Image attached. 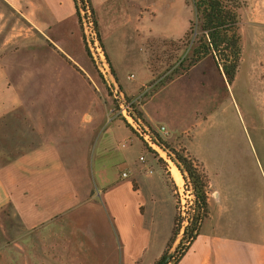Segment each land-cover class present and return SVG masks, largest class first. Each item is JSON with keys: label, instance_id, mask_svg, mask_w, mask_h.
Returning <instances> with one entry per match:
<instances>
[{"label": "crops", "instance_id": "crops-1", "mask_svg": "<svg viewBox=\"0 0 264 264\" xmlns=\"http://www.w3.org/2000/svg\"><path fill=\"white\" fill-rule=\"evenodd\" d=\"M142 1L86 2L128 97L153 76L145 63L138 82H128L135 74L120 72L105 39L123 26L140 29L136 21L162 19L167 0L145 1L135 11ZM167 3L182 24L164 37L181 38L189 23L184 0ZM77 5L0 0V264H157L177 247L172 186L135 130L103 106ZM195 74L200 81L224 78L207 56L140 108L167 143L183 141L205 173L207 215L176 264H264V234L246 223V195L227 174L235 145L206 142V116L195 115L190 89L183 94L175 86Z\"/></svg>", "mask_w": 264, "mask_h": 264}, {"label": "rangeland", "instance_id": "rangeland-1", "mask_svg": "<svg viewBox=\"0 0 264 264\" xmlns=\"http://www.w3.org/2000/svg\"><path fill=\"white\" fill-rule=\"evenodd\" d=\"M145 1L147 2L148 0H143L140 5H135L133 7L134 10H139ZM149 1L152 2L153 0ZM244 1L245 5L240 10L242 56L235 80L230 84L224 75V78H222L221 75L216 74L215 78L211 77L209 80H202V82L196 79V73L192 80L180 81L175 86L183 94H189L190 89V94L195 98L193 100L195 115L199 117L206 116V119H203L200 124V126L207 129L206 142L213 141L218 143L223 141L235 145L232 150L234 160H230L227 174L232 178L237 176V180L240 183V192L246 195L248 201L247 213H250V216H245L246 223H255L257 229L262 230V234H264V5L262 0ZM167 2L163 6L164 9L161 8L162 19L156 21L147 18L141 22L136 21V24H140L141 28L135 29L134 32L131 31L129 26H123L115 34H109L108 31V35H106L105 43L109 52L111 53L112 51L113 57L116 56V62L119 63V66H122L120 72L125 77L130 72L135 74V78L128 82L137 83L142 72L146 71V65L153 76L150 82L130 97L126 95V91L118 81L126 100L130 98L129 101L127 100L128 103L136 106L139 111H141L142 104L149 96L165 84V81L161 80L171 75L178 67V62H173L171 65L174 66L170 67L162 61V58H154L153 63L156 68L158 67L156 74H159V76L155 77L143 52L147 41L151 39H174L164 36L174 35L181 31L182 23L180 22L179 14L175 15L177 7ZM77 3H81L85 10L87 25L85 26L81 18V27L89 47V52L86 50L87 60L96 78L97 87L95 86V90L101 95L103 106L107 112L122 120L125 125L129 123L130 127L135 130L130 124L129 118H127L129 116L128 110H125L127 103L117 91L109 74L108 69H112L111 62L106 55L102 39L98 34L97 23H94L90 9L84 5L83 0H77ZM184 7L190 20L194 15L191 12V8L186 5V0L182 4V10H184ZM143 10L144 13L148 14L150 12L154 16L153 10H149V12L146 9ZM183 13L182 11L181 16ZM189 26L190 22L186 27L185 33ZM164 49L165 47L155 48L159 53ZM186 53L184 50H179L177 55L180 58ZM126 59L130 61L128 64H126ZM214 65L216 66L215 62ZM131 76L133 77L134 75ZM132 113L134 116V112ZM137 115L142 122L140 123L135 119L140 124L139 131L135 130L137 136L144 147L155 151H150V153L161 164L170 180L177 210L175 226L180 230L179 235L183 231L184 226L186 225L185 227H187L188 222L192 220L195 204L193 188L189 186L186 174L182 172L183 182L178 184L175 181L171 172L172 164L176 165L173 155L170 154L169 156V153L158 145L150 146L149 148V144L143 137L144 131H149V124L145 121L143 115L140 116L138 113ZM160 130L163 131L161 127ZM168 144L182 155H188L187 157L190 158V161L198 165L197 161L185 151L183 141ZM197 171L205 176L200 167H197ZM177 237L176 241L180 239V235L179 238Z\"/></svg>", "mask_w": 264, "mask_h": 264}, {"label": "trees", "instance_id": "trees-1", "mask_svg": "<svg viewBox=\"0 0 264 264\" xmlns=\"http://www.w3.org/2000/svg\"><path fill=\"white\" fill-rule=\"evenodd\" d=\"M75 2H77V0H75ZM83 2L86 6L87 0H83ZM186 5L191 8V12H193L194 16L189 20V29L182 38L151 39L147 41V44L144 46L143 52L146 56L147 63L151 67L150 70H153L152 72L155 74V77L159 76V74H156L158 67L156 68L153 63L154 58H162V61L170 67L174 66L171 65L173 62H178L176 70L173 71L171 75L161 80L166 83L172 80L173 77L188 71L203 58L210 56L219 71L225 76L227 82L231 84L236 78L241 62L242 33L240 28V10L245 5V1L186 0ZM89 9L91 17L96 24L97 21L94 19L93 11L90 7ZM77 13L79 15V22L82 25L78 5ZM84 40L86 50L89 52L85 35ZM156 47L157 49L165 47V49L159 53L158 50H155ZM179 50H184V52L186 51L187 53L179 58L177 55ZM127 100L129 101L130 98H127ZM129 108L132 110L131 112H137L142 116V112L139 111L136 106L131 104ZM126 124L130 127L129 123ZM148 132L158 146L166 150L169 156L170 154L173 155L177 167L183 174H186L189 186L193 188V194L195 196L194 213L184 234L185 237L189 236L192 241L198 232L200 222L207 215V185L205 176L201 175L197 171V167H195L190 160L168 144L150 125ZM147 150L149 152H155L153 149ZM178 233L179 229L175 226L171 242L174 241ZM177 254L178 252L174 253L168 263L171 262V264H176L183 253L179 256H177Z\"/></svg>", "mask_w": 264, "mask_h": 264}, {"label": "built area", "instance_id": "built-area-1", "mask_svg": "<svg viewBox=\"0 0 264 264\" xmlns=\"http://www.w3.org/2000/svg\"><path fill=\"white\" fill-rule=\"evenodd\" d=\"M131 105V103H127V106H126V109L125 110H128V112H129V116L127 117V118H129V122H130V124L132 125V127L135 129V130H137V131H139L138 130V128H140V124H139V122H137L135 119V117L133 116V113L131 112V109L129 108V106ZM125 110H124V112H125ZM131 120V121H130ZM161 129L163 130V131H165V127L164 126H162L161 127ZM143 137L145 138V140H146V142L149 144V148H150V146H153L154 147V145H157L154 141H153V139H152V136L150 135V133L148 132V130H145L144 131V133H143ZM188 155H185V157L188 159V160H190V158L189 157H187ZM139 160L142 162V163H146V160H145V156L144 155H142V156H140L139 157ZM192 162V161H191ZM192 164H193V162H192ZM195 167H199L197 164H193ZM149 169H151V168H149ZM150 171H152V170H150ZM128 175V173L127 172H123V176L124 177H126ZM191 205V204H190ZM188 223H190V221L188 222ZM189 225V224H188ZM187 225V226H188ZM186 226V225H185ZM184 226V228H183V231H181L180 233H181V238L177 241V247H176V250H175V252L174 253H176V252H178V254H177V256H179L181 253H184L185 252V250L187 249V247H188V245L190 244V242H191V238H189V236H186L185 237V230H186V228L187 227H185ZM180 231V230H179ZM167 264H171V262L170 263H167Z\"/></svg>", "mask_w": 264, "mask_h": 264}, {"label": "water", "instance_id": "water-1", "mask_svg": "<svg viewBox=\"0 0 264 264\" xmlns=\"http://www.w3.org/2000/svg\"><path fill=\"white\" fill-rule=\"evenodd\" d=\"M78 6H79L80 16H81V18H82V20H83V22H84V24H85V26H86V25H87V21H86V15H85L84 7L82 6L81 3H78ZM108 71H109L110 76L112 77L113 84L115 85L117 91L123 96V98H124V100L126 101V103H128V101L126 100V98H125V96H124V92H123V90H122V88H121V86H120L118 80L116 79L115 74L113 73L112 69L109 68ZM134 116L136 117V119H137L140 123H142L140 117L137 115L136 112H134ZM147 128H148V127H147ZM177 161H178V160H177ZM178 169H179V168H178ZM179 170H180V169H179ZM179 235H180V238H181V234H179ZM179 235H178L177 238H179ZM175 250H176V247H171V248L167 251V253H166V254H165V255L159 260V262H158L157 264H167V263L170 261V259L172 258V256H173Z\"/></svg>", "mask_w": 264, "mask_h": 264}, {"label": "bare ground", "instance_id": "bare-ground-1", "mask_svg": "<svg viewBox=\"0 0 264 264\" xmlns=\"http://www.w3.org/2000/svg\"><path fill=\"white\" fill-rule=\"evenodd\" d=\"M171 172H172V176L174 177L175 181L178 184H181L183 182V175L176 165L172 164Z\"/></svg>", "mask_w": 264, "mask_h": 264}]
</instances>
